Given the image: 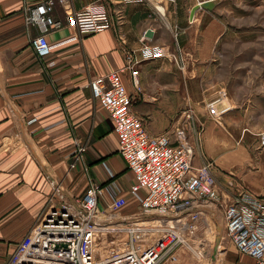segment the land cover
I'll list each match as a JSON object with an SVG mask.
<instances>
[{
	"label": "crops",
	"instance_id": "0c3cea01",
	"mask_svg": "<svg viewBox=\"0 0 264 264\" xmlns=\"http://www.w3.org/2000/svg\"><path fill=\"white\" fill-rule=\"evenodd\" d=\"M97 1L110 6L115 26L80 35L66 10H80ZM202 1L57 3L55 16L64 25L48 33L53 51L40 60L31 42L39 29L28 25L25 16L27 6L35 1L0 0V264H7L19 242L48 208L54 184L69 195L79 196L91 181L113 182L128 197L122 212L139 211V201L129 192L134 173L119 151L110 113L94 98L90 81L123 68L127 55L134 52L139 60L142 91L135 89L129 71L122 72L135 98L134 111L149 119L151 133L166 132L169 118L179 111L174 102L181 100L183 92L174 76L178 64L173 63L169 50L149 59H144L140 50L145 45L169 49L174 34L179 45L181 41L186 43L190 51L193 47L202 52L214 49L223 32L219 20L210 19L209 13L220 0L212 9L196 11L192 19V8ZM204 23L207 27L203 30ZM149 28L154 30L152 37L146 35ZM212 129L213 125L209 133ZM78 143L86 144L87 149L84 159L71 167ZM204 222L207 224V219ZM205 242L204 253L194 252L220 257L216 264H256L252 256L237 249L231 238L220 239L211 249V241ZM221 245L224 250L220 252Z\"/></svg>",
	"mask_w": 264,
	"mask_h": 264
},
{
	"label": "built area",
	"instance_id": "2783aa9c",
	"mask_svg": "<svg viewBox=\"0 0 264 264\" xmlns=\"http://www.w3.org/2000/svg\"><path fill=\"white\" fill-rule=\"evenodd\" d=\"M34 1L26 8V22L39 29L31 42L40 60H45L54 47L48 33L64 25L55 16L56 5L70 0ZM141 1L122 0V4ZM66 13L80 35L115 26L113 12L103 1ZM140 52L144 59L167 54L164 46L145 45ZM138 62L135 53H129L123 68L94 77L90 87L114 122L119 151L134 173L129 192L139 201V211L122 212L128 197L113 182L91 181L79 196L54 184L48 208L7 264H162L169 258L176 260L175 253L184 244L197 252L190 239L208 216L215 217L220 210L237 249L252 256L256 264H264V197L246 188L234 196L220 190L217 164L211 159L202 164L196 161L197 147L189 136L198 133L199 127L193 120L177 122L160 134L149 131V119L134 111L135 98L122 73L129 71L141 92ZM86 149V144L78 143L71 167L84 159ZM110 232H118V249L106 255L102 239ZM154 234L159 235L155 241Z\"/></svg>",
	"mask_w": 264,
	"mask_h": 264
},
{
	"label": "rangeland",
	"instance_id": "374dc122",
	"mask_svg": "<svg viewBox=\"0 0 264 264\" xmlns=\"http://www.w3.org/2000/svg\"><path fill=\"white\" fill-rule=\"evenodd\" d=\"M209 14L219 20L223 32L214 49L190 51L186 43L179 45L176 34L166 49L178 64L174 76L183 90L181 100L174 102L178 114L169 118L167 129L193 120L199 127L189 136L197 147L196 161L202 164L212 156L220 165L216 173L220 190L234 196L246 188L264 197V0H220ZM222 238L230 235L220 210L215 217L208 216L189 243L202 254V243L211 241V249ZM102 241L106 255L117 252L118 232L106 233ZM187 245L177 249L178 260L169 258L162 264H216L220 258L196 254ZM223 250L221 245L219 251Z\"/></svg>",
	"mask_w": 264,
	"mask_h": 264
},
{
	"label": "water",
	"instance_id": "95a60500",
	"mask_svg": "<svg viewBox=\"0 0 264 264\" xmlns=\"http://www.w3.org/2000/svg\"><path fill=\"white\" fill-rule=\"evenodd\" d=\"M217 4V0H205V1H202L200 3H198L197 5H195L192 10H191V18L193 19L194 18V15L196 13V11L199 9V8H206V9H212L215 5ZM146 35L148 37H152L154 35V30L149 28L146 32Z\"/></svg>",
	"mask_w": 264,
	"mask_h": 264
},
{
	"label": "bare ground",
	"instance_id": "6f19581e",
	"mask_svg": "<svg viewBox=\"0 0 264 264\" xmlns=\"http://www.w3.org/2000/svg\"><path fill=\"white\" fill-rule=\"evenodd\" d=\"M161 9V8H160Z\"/></svg>",
	"mask_w": 264,
	"mask_h": 264
}]
</instances>
